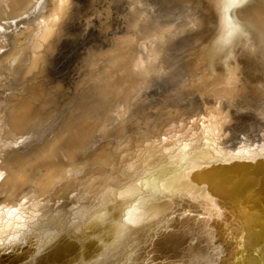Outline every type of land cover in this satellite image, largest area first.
Returning <instances> with one entry per match:
<instances>
[{
  "label": "bare ground",
  "instance_id": "1",
  "mask_svg": "<svg viewBox=\"0 0 264 264\" xmlns=\"http://www.w3.org/2000/svg\"><path fill=\"white\" fill-rule=\"evenodd\" d=\"M0 264H264V0H0Z\"/></svg>",
  "mask_w": 264,
  "mask_h": 264
},
{
  "label": "water",
  "instance_id": "2",
  "mask_svg": "<svg viewBox=\"0 0 264 264\" xmlns=\"http://www.w3.org/2000/svg\"><path fill=\"white\" fill-rule=\"evenodd\" d=\"M231 6H232V5H230V6L228 5V6H227V7H229V10H231L232 7H234V8H238V7H240V6H232V7H231ZM229 10L227 9V10L224 11V13H228V15L226 16V18L228 17V19H229V17H230V16H229V15H230Z\"/></svg>",
  "mask_w": 264,
  "mask_h": 264
},
{
  "label": "rangeland",
  "instance_id": "3",
  "mask_svg": "<svg viewBox=\"0 0 264 264\" xmlns=\"http://www.w3.org/2000/svg\"><path fill=\"white\" fill-rule=\"evenodd\" d=\"M66 101H68V99H66Z\"/></svg>",
  "mask_w": 264,
  "mask_h": 264
}]
</instances>
